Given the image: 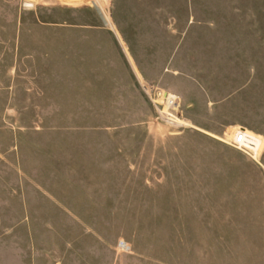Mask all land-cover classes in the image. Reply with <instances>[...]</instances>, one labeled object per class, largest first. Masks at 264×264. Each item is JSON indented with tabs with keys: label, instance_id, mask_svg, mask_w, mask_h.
<instances>
[{
	"label": "rangeland",
	"instance_id": "374dc122",
	"mask_svg": "<svg viewBox=\"0 0 264 264\" xmlns=\"http://www.w3.org/2000/svg\"><path fill=\"white\" fill-rule=\"evenodd\" d=\"M217 9L264 29V0H0V147L18 136L22 163L0 160V264H264V149L215 156L222 141L162 121L143 88L171 89L155 77L207 45ZM70 25L121 31L153 81L104 80L96 41ZM83 40L89 78L72 79Z\"/></svg>",
	"mask_w": 264,
	"mask_h": 264
},
{
	"label": "crops",
	"instance_id": "0c3cea01",
	"mask_svg": "<svg viewBox=\"0 0 264 264\" xmlns=\"http://www.w3.org/2000/svg\"><path fill=\"white\" fill-rule=\"evenodd\" d=\"M221 12L225 13L224 21L220 19ZM215 15V19H212L208 26V46L196 47L192 56L189 55V50L178 49L155 78L163 83L174 82L169 91L177 92L181 97L182 113L193 129L207 134L206 138L209 140L224 143L220 146L222 150L216 152L218 154H214L215 156H244L238 154L239 152L235 154L233 146L229 143L237 128H245L261 137L262 144L257 154L261 156L264 149V100H261L259 94L264 88V29L259 25L249 24L246 20L242 23V18L233 20L234 15H240L233 14L231 10L217 9ZM228 16L232 19L228 20ZM66 28L81 29L88 33V36H85L87 43L96 41L98 71L104 80L109 79L108 75L112 73L115 75L117 67L131 72L133 78L139 79L140 76L143 79H153L154 76L147 75L148 67L138 63L130 43L118 29L74 25ZM22 29L23 26L15 27L19 49L24 42ZM203 31L201 25L194 24L195 41L206 39V35L202 36ZM90 33L95 36L90 37ZM85 40L80 41L84 46L73 48V52L65 58L66 64L70 65L65 74L70 75L72 79H77L80 74L89 78L85 60ZM180 54L182 58L179 57ZM16 96L12 94L10 101L14 102ZM20 110L16 104H8L6 109L7 112ZM6 129V126L0 127V130ZM9 156L17 157V166L20 168L21 165L22 169L18 136L6 149L0 147V160L5 161ZM13 189L23 193L20 188ZM23 194L21 202L19 201L22 216L13 221L15 225L25 222L26 199ZM15 198L19 200L18 196ZM14 259L17 264H26L25 255H15Z\"/></svg>",
	"mask_w": 264,
	"mask_h": 264
},
{
	"label": "built area",
	"instance_id": "2783aa9c",
	"mask_svg": "<svg viewBox=\"0 0 264 264\" xmlns=\"http://www.w3.org/2000/svg\"><path fill=\"white\" fill-rule=\"evenodd\" d=\"M143 88L155 106L161 107L158 117L162 121L177 127L188 125L187 120L179 113V95L149 83H145ZM229 143L250 156L256 157L261 147L262 139L245 128H237Z\"/></svg>",
	"mask_w": 264,
	"mask_h": 264
},
{
	"label": "bare ground",
	"instance_id": "6f19581e",
	"mask_svg": "<svg viewBox=\"0 0 264 264\" xmlns=\"http://www.w3.org/2000/svg\"><path fill=\"white\" fill-rule=\"evenodd\" d=\"M99 8H100V6H99ZM100 13H101L102 17L104 18V21H106V23L109 24V20H108L107 16L105 15V13L102 10L100 11Z\"/></svg>",
	"mask_w": 264,
	"mask_h": 264
}]
</instances>
